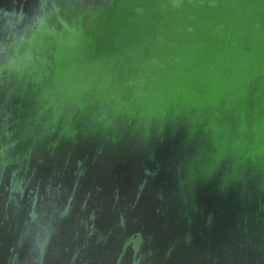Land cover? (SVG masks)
I'll return each mask as SVG.
<instances>
[{
    "label": "water",
    "instance_id": "1",
    "mask_svg": "<svg viewBox=\"0 0 264 264\" xmlns=\"http://www.w3.org/2000/svg\"><path fill=\"white\" fill-rule=\"evenodd\" d=\"M0 264H264V0H0Z\"/></svg>",
    "mask_w": 264,
    "mask_h": 264
}]
</instances>
